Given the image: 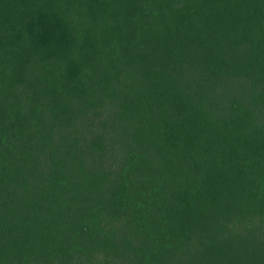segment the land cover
Returning a JSON list of instances; mask_svg holds the SVG:
<instances>
[{
	"label": "trees",
	"instance_id": "1",
	"mask_svg": "<svg viewBox=\"0 0 264 264\" xmlns=\"http://www.w3.org/2000/svg\"><path fill=\"white\" fill-rule=\"evenodd\" d=\"M0 264H264V0H0Z\"/></svg>",
	"mask_w": 264,
	"mask_h": 264
}]
</instances>
